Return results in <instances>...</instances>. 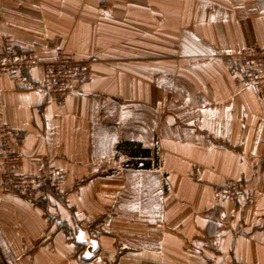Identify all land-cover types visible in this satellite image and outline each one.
I'll use <instances>...</instances> for the list:
<instances>
[{"label":"crops","instance_id":"0c3cea01","mask_svg":"<svg viewBox=\"0 0 264 264\" xmlns=\"http://www.w3.org/2000/svg\"><path fill=\"white\" fill-rule=\"evenodd\" d=\"M7 44L97 57L64 105L0 77L21 172H65L44 207L0 186L7 264H264V84L230 72L264 46V0H0ZM124 142L151 165L129 164L142 157ZM230 179L239 199L217 200Z\"/></svg>","mask_w":264,"mask_h":264},{"label":"built area","instance_id":"2783aa9c","mask_svg":"<svg viewBox=\"0 0 264 264\" xmlns=\"http://www.w3.org/2000/svg\"><path fill=\"white\" fill-rule=\"evenodd\" d=\"M97 57H75L57 48L48 60H40L34 50L19 51L11 44L0 50V77L7 76L18 87L40 86L47 98L57 105H64L73 88L91 76V67ZM40 68L42 79L36 84L30 78V71ZM230 72L238 79L260 88L264 84V46L246 47L236 54ZM24 132L0 123V186L7 194L24 198L35 206L44 207L50 195L60 194L65 172L52 169L45 175H31L21 172L22 156L11 147V141L21 143ZM243 179H230L215 188L217 200L237 201L243 192ZM0 264H7L0 254Z\"/></svg>","mask_w":264,"mask_h":264},{"label":"trees","instance_id":"16d2710c","mask_svg":"<svg viewBox=\"0 0 264 264\" xmlns=\"http://www.w3.org/2000/svg\"><path fill=\"white\" fill-rule=\"evenodd\" d=\"M133 144L130 142H124L123 144L119 145V150L121 151H126L129 152L131 154H136L134 156H138L137 154H140V156L142 157L141 160H131L129 162V164H131L132 166L136 167V168H148L151 165V162L148 159H144V157H148L150 156L149 151L146 149H140L139 147H137L136 149H133ZM141 164V165H139Z\"/></svg>","mask_w":264,"mask_h":264},{"label":"snow or ice","instance_id":"6c2138e0","mask_svg":"<svg viewBox=\"0 0 264 264\" xmlns=\"http://www.w3.org/2000/svg\"><path fill=\"white\" fill-rule=\"evenodd\" d=\"M82 244H88L89 243V241L86 239V234L83 232V231H81L80 233H79V235L76 237ZM91 243V246L93 247V248H95L96 247V242L95 241H91L90 242ZM84 255H85V257H88V258H91V252H85L84 253Z\"/></svg>","mask_w":264,"mask_h":264}]
</instances>
